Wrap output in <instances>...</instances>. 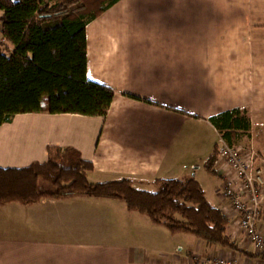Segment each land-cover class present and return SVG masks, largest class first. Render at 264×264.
Masks as SVG:
<instances>
[{"label": "crops", "instance_id": "obj_1", "mask_svg": "<svg viewBox=\"0 0 264 264\" xmlns=\"http://www.w3.org/2000/svg\"><path fill=\"white\" fill-rule=\"evenodd\" d=\"M88 77L116 89L108 114L18 113L0 124V166L71 146L93 161L92 182L129 177L152 190L159 178L195 176L257 256L172 231L121 198L81 193L0 206V264H259L225 209L224 175L205 161L223 146L210 118L245 108L252 126L238 143L255 150L264 177V0H119L88 25ZM258 228L264 235V204Z\"/></svg>", "mask_w": 264, "mask_h": 264}, {"label": "trees", "instance_id": "obj_2", "mask_svg": "<svg viewBox=\"0 0 264 264\" xmlns=\"http://www.w3.org/2000/svg\"><path fill=\"white\" fill-rule=\"evenodd\" d=\"M118 1L0 0L3 40L12 47L0 45V124L24 112L108 114L116 89L88 77V25ZM210 120L229 144L247 137L252 126L248 110L239 107ZM49 148L52 156L45 162L0 166V206L11 202L32 205L43 197L81 193L121 198L130 210L146 213L172 231L191 232L210 245L257 256L232 238L228 215L210 201L195 176L159 178L157 191L139 188L129 177L92 182L89 173L94 163L80 150ZM221 148L216 144L205 161L211 173H217ZM42 181L50 182L52 188L43 187ZM258 255L264 258V253Z\"/></svg>", "mask_w": 264, "mask_h": 264}, {"label": "built area", "instance_id": "obj_3", "mask_svg": "<svg viewBox=\"0 0 264 264\" xmlns=\"http://www.w3.org/2000/svg\"><path fill=\"white\" fill-rule=\"evenodd\" d=\"M223 146L215 168L224 175L223 194L225 209L238 215L239 224L253 243L258 254L264 253V235L258 228V220L264 204V177L261 167H255L254 149L242 143L229 144L222 139ZM226 167L236 170L230 174ZM218 171V170H217ZM264 264V258L259 261Z\"/></svg>", "mask_w": 264, "mask_h": 264}, {"label": "rangeland", "instance_id": "obj_4", "mask_svg": "<svg viewBox=\"0 0 264 264\" xmlns=\"http://www.w3.org/2000/svg\"><path fill=\"white\" fill-rule=\"evenodd\" d=\"M42 186L46 187L48 189L52 188V184L50 182H47V181H42ZM158 189H159V187L156 189H152L151 191H157Z\"/></svg>", "mask_w": 264, "mask_h": 264}]
</instances>
